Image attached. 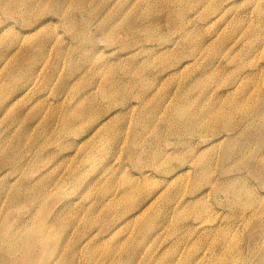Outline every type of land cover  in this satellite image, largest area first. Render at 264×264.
I'll use <instances>...</instances> for the list:
<instances>
[{
    "label": "rangeland",
    "instance_id": "rangeland-1",
    "mask_svg": "<svg viewBox=\"0 0 264 264\" xmlns=\"http://www.w3.org/2000/svg\"><path fill=\"white\" fill-rule=\"evenodd\" d=\"M0 264H264V0H0Z\"/></svg>",
    "mask_w": 264,
    "mask_h": 264
},
{
    "label": "bare ground",
    "instance_id": "bare-ground-1",
    "mask_svg": "<svg viewBox=\"0 0 264 264\" xmlns=\"http://www.w3.org/2000/svg\"><path fill=\"white\" fill-rule=\"evenodd\" d=\"M226 126H229V125H226ZM225 129H229V130H231V129H233L232 127H227V128H225Z\"/></svg>",
    "mask_w": 264,
    "mask_h": 264
}]
</instances>
